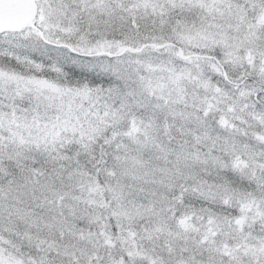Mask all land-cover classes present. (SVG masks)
Here are the masks:
<instances>
[{
	"label": "snow or ice",
	"instance_id": "obj_1",
	"mask_svg": "<svg viewBox=\"0 0 264 264\" xmlns=\"http://www.w3.org/2000/svg\"><path fill=\"white\" fill-rule=\"evenodd\" d=\"M0 264H264V0H0Z\"/></svg>",
	"mask_w": 264,
	"mask_h": 264
}]
</instances>
